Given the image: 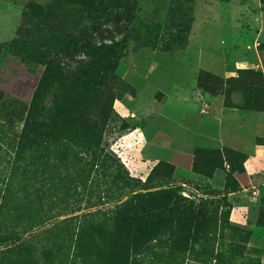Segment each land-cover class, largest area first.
<instances>
[{
	"label": "rangeland",
	"instance_id": "obj_1",
	"mask_svg": "<svg viewBox=\"0 0 264 264\" xmlns=\"http://www.w3.org/2000/svg\"><path fill=\"white\" fill-rule=\"evenodd\" d=\"M32 2L53 11L54 0H0V264H81L74 257L81 226L98 224L107 231L104 240L113 241V220L125 201L133 225L150 231L146 242L154 249L145 258L264 264V179L254 175L250 150L216 140L202 145L196 134L202 123L216 129L215 109L225 107L223 95L202 93L199 73L224 80L239 69L264 74V0H102L97 11L25 14ZM120 6L132 9L131 17ZM189 13L193 20L184 29ZM171 33L176 44H169ZM61 35L96 44L125 40L127 48L88 96L77 79L86 58L46 48ZM12 40L30 46V56L13 53ZM73 97L84 99L76 115L86 122L68 127L96 129L107 158L92 183L65 193L67 182L54 187L35 172L46 149L19 153V137L58 129L49 117L63 108L75 112ZM230 99L241 106L242 92ZM223 115L221 129L233 120ZM49 161L58 166L59 155ZM165 163L173 165L172 175L159 170ZM116 172L132 181L115 179ZM160 200H167L165 212Z\"/></svg>",
	"mask_w": 264,
	"mask_h": 264
},
{
	"label": "trees",
	"instance_id": "obj_2",
	"mask_svg": "<svg viewBox=\"0 0 264 264\" xmlns=\"http://www.w3.org/2000/svg\"><path fill=\"white\" fill-rule=\"evenodd\" d=\"M98 1L102 0H54L53 14H60L67 10L76 9H88L91 11L99 10ZM121 14L127 17H131L132 9L129 10L127 6H120ZM190 8V7H189ZM46 8L41 7L38 3H29L24 7L25 14H37L46 15L50 13ZM193 20V15L189 13L186 18L185 24L181 25L184 29L187 27V23ZM180 28V31H183ZM174 33H171L168 41L169 44H176L178 41L174 38ZM51 45L60 47L61 54L64 56L71 55H83L86 58L84 62L85 66L81 70L82 75L78 77L81 80L80 83L86 94L89 96L93 92L97 91L102 86V79L105 74L113 71L116 68L118 61L125 55L127 42L125 40L112 42V43H94L89 37H73L69 35L59 36L53 43H49L46 48ZM9 49L18 55L28 57L31 54L30 46L19 45L15 40L8 43ZM166 46V45H165ZM89 77L91 79L89 80ZM73 83V86L78 85ZM197 86L202 89V93H209L214 96L223 95L224 106L240 108L247 111L264 112V74L261 71H254L252 69L237 71V76L222 79L207 72H201L197 78ZM82 87V91H83ZM242 92V105L233 106L230 99L231 92ZM84 99L78 97L74 99L71 107L75 109V112L70 109L63 108L55 115L50 116L54 126H59L54 131H46V129H35L33 132L34 139L30 140V136L26 133H21L19 140L23 145L19 146V153L23 150L31 151L36 150L39 147L46 149L47 155H44L38 160V165L35 166V172L41 171L45 173L53 183L54 187L61 186L64 182H67V187H64L65 193H69L70 190L75 191L79 187L87 186V183H92L94 177L100 172V167L104 166V158L106 155L100 148L99 135L96 129H73L68 126L73 123H84L85 119L77 113V106ZM77 109V110H76ZM83 125V124H82ZM37 139V140H36ZM39 140L41 141L40 143ZM43 142V143H42ZM56 145V150L51 151L50 146ZM74 149H79L75 152ZM62 150L60 153L59 151ZM70 150V152H67ZM83 150V151H81ZM200 151V150H199ZM214 153V152H211ZM59 155L60 166H56L53 161H49V156ZM47 156V159H46ZM35 159V158H34ZM116 167L117 164H116ZM159 170L163 169L164 173L172 175L174 172L173 165L167 163L161 164ZM74 171L69 174L71 170ZM158 169V168H157ZM194 169V168H193ZM155 171V168L152 172ZM151 172V173H152ZM115 179H121L126 184L132 181L131 178H127V175L116 172ZM62 187V186H61ZM90 187V186H89ZM55 188L54 190H56ZM147 197H153L152 193L146 194ZM139 197V194L136 195ZM135 197V198H136ZM144 197H142L143 199ZM164 202H167L165 200ZM164 202L158 201L160 206L159 210H166ZM119 213L114 218L113 222L116 224L113 232V241L104 240L107 237V231L95 223L83 224L78 232L75 242V255L81 264H159V257L154 256L149 259L145 258V254L148 251H152L154 247L150 245V242H146V235L150 234V231L146 229L135 227L131 219V208L127 209V201L119 206ZM165 212V211H163ZM162 212V215H163ZM261 213V212H260ZM150 215V214H148ZM156 216L155 214H152ZM260 217V214H259ZM146 222L151 216L146 217ZM154 232L158 231V227L151 226ZM182 242L174 243L179 249L186 248ZM183 257L174 256L169 259L168 264H184ZM190 260V258H188ZM215 261L214 264H224V260L220 257H214L212 259L204 258L201 263L209 264L208 262ZM69 264H72L71 262ZM191 264V263H189Z\"/></svg>",
	"mask_w": 264,
	"mask_h": 264
},
{
	"label": "crops",
	"instance_id": "obj_3",
	"mask_svg": "<svg viewBox=\"0 0 264 264\" xmlns=\"http://www.w3.org/2000/svg\"><path fill=\"white\" fill-rule=\"evenodd\" d=\"M223 114L230 115L233 120H226V128L221 129L223 125L222 122H224ZM214 120L216 121V129L213 130L206 125L204 126V123L198 128L199 132L197 131L196 134L198 139H204L202 145H207L211 141L216 140L221 146H229L237 149H243L244 147L248 148L250 150L248 154L255 160L258 168L257 174L250 173L263 180L264 143H258L256 140L258 138L264 139V112H251L234 107H224L215 109ZM234 124L237 125L235 126ZM206 129H211L212 131L208 132ZM244 132L247 134H243ZM228 141L232 142V144L228 143Z\"/></svg>",
	"mask_w": 264,
	"mask_h": 264
}]
</instances>
